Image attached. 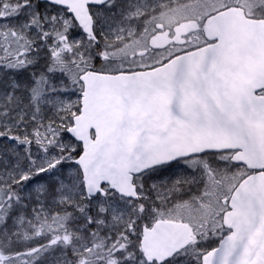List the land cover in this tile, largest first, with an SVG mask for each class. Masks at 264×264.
Returning a JSON list of instances; mask_svg holds the SVG:
<instances>
[{
  "label": "snow or ice",
  "instance_id": "obj_1",
  "mask_svg": "<svg viewBox=\"0 0 264 264\" xmlns=\"http://www.w3.org/2000/svg\"><path fill=\"white\" fill-rule=\"evenodd\" d=\"M0 264H264V0H0Z\"/></svg>",
  "mask_w": 264,
  "mask_h": 264
}]
</instances>
